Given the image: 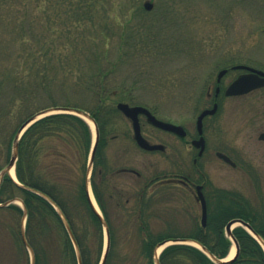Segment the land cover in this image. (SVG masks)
Returning a JSON list of instances; mask_svg holds the SVG:
<instances>
[{"label":"rangeland","instance_id":"374dc122","mask_svg":"<svg viewBox=\"0 0 264 264\" xmlns=\"http://www.w3.org/2000/svg\"><path fill=\"white\" fill-rule=\"evenodd\" d=\"M74 1L0 0V169L9 163L16 131L26 116L25 92L41 82L40 73L55 78L59 84L65 71L69 78L67 83H76L80 76L96 69L97 63L88 64L90 54L96 51L94 55L101 60L105 57L101 64L108 72L106 86L111 89L105 98L108 125L103 152L110 166L109 173L102 179L107 180L109 190L116 185L131 203L119 211L117 198L111 199L105 193V209L113 237L107 264H149L144 252L146 234L139 226L145 218L154 234L189 236L197 234L194 223L199 221L200 214L193 209L189 195L166 185L155 191L149 189L147 195L154 201L150 215L136 210L135 199L144 181L152 175H167L170 165L166 154H145L129 139L121 141L122 137L112 140L115 134L131 132L132 126L125 117L111 110L120 102L141 105L151 109L159 119L196 133L198 115L212 107L207 93L214 87L221 69L247 64L264 71V0H98L93 23L82 27L86 35H77L75 29L78 28L72 23V8L68 4ZM147 1L154 5L150 12L144 10ZM166 12L169 15L165 17ZM142 23H155L157 35L155 29L150 35H122L129 27H139ZM159 31L162 34L158 35ZM47 52L51 56H47ZM63 59H69L64 67ZM48 60L54 61L50 67L55 65L56 70L46 72ZM230 79L232 75L224 81ZM59 87L56 85L51 94L39 88L37 95L28 98L35 100L34 108L52 105L49 96L60 98ZM82 97L90 100L91 96ZM223 103V112L205 120L212 146L223 141L220 137L215 139L216 127L218 130L223 125V129L234 130L236 125L246 122L251 116L249 112L264 111V90L252 93L250 98ZM250 103L249 111L246 108H250ZM143 123L147 137L164 144H180L144 120ZM50 147L49 143L43 147L40 162L52 149ZM129 156L135 161L134 168L142 174L141 179L130 174H115L127 166ZM70 157V168L55 180L60 187V199L74 223L83 227L88 218L76 196V186L83 183L84 174L78 170L87 159L83 155L79 157L76 151L70 152ZM212 174L216 182L229 189L257 190L234 174L214 170ZM93 179L100 183L99 173ZM171 190H175L172 200L165 197ZM16 204L22 207L20 202ZM52 223V234L40 231L32 243L40 255V264H65L61 232L55 226L57 222L52 220ZM24 225L26 222L18 211L10 207L0 210V264H32L35 251L33 246L26 247L23 243ZM91 229L94 230L92 226ZM105 244L103 233V248ZM183 262L191 264L190 260Z\"/></svg>","mask_w":264,"mask_h":264},{"label":"trees","instance_id":"16d2710c","mask_svg":"<svg viewBox=\"0 0 264 264\" xmlns=\"http://www.w3.org/2000/svg\"><path fill=\"white\" fill-rule=\"evenodd\" d=\"M97 2L98 0H76L73 3L69 2L68 5H70V9L72 8L70 15L73 20L72 23L78 28L75 29L77 35H86L85 28L82 27L85 24L87 26L88 24L93 23L95 17V4ZM168 15V12H166L165 17ZM155 28V23L150 25L142 23L139 27H129L128 32H122V35H150ZM154 34L157 35V29H155ZM160 34H162V31H159L158 35ZM95 52L96 51L90 54L91 57L88 59V64L94 66V64L97 63L98 65L96 64V69L94 68L82 77L80 76L76 83H67L69 78L65 71H63L65 74L59 84L55 78L46 77V74L43 75L40 73L42 76L41 82L38 85L33 86L30 90H27L23 98V105L27 108L23 122L41 110L52 107L83 110L91 115L100 131V144L94 160V175L100 173L105 164L103 155L106 136L105 115L107 114V112H105V98L108 96L110 92L109 90H111L106 86L108 84V81L106 82L108 72L105 69V65L101 64V62H105V57L101 60L94 55ZM46 55L51 56L48 52ZM68 61L69 59H63L62 66L64 67ZM47 62L46 66L49 68L46 72H49L53 68L56 70V67H54L55 65L50 67L54 61L48 60ZM56 85L60 86V98L53 99L50 95L49 97L52 100L50 104L52 105L43 108H34L36 105L34 102L35 100L28 97L32 94L37 95L39 93V90L37 89L39 88H43L45 92L51 94ZM84 94L90 95V100H84L85 98L82 97ZM111 111L115 113L118 112L117 109H112ZM91 141L92 134L90 127L82 118L70 114H54L34 123L26 131L19 143V159L16 166V173L18 180L25 187L17 186L12 179L7 177L0 188V202H3L4 198L10 199L16 196L22 198L28 212L27 239L29 244L34 248L36 264H40L41 259L32 240L40 231L41 233L48 232V234H52V220L57 222V225L55 226H57L61 232L60 237L64 244L63 252L67 259L65 264H79V258L81 264H100L103 254V225L99 215L94 211L88 199L86 189L87 160L78 170L84 174L83 183L81 182L80 185L76 186V196L86 210V216L88 218V222L83 224V227H78L74 223V220L63 204L62 199H60V187L55 180L57 176L66 173L68 168H70L68 166L72 160L70 152L76 151L79 154V157L83 155L85 159L88 158ZM48 143L51 145L50 148L52 149L44 154L42 162H40V157L42 155L41 152L45 151L43 150V147ZM48 159L53 161L48 163ZM74 159H77V157ZM97 167H99L100 170L97 171ZM102 183H95L93 179V190L99 206L109 222V215L105 212V187L103 189ZM35 191L49 197L62 211L69 223L73 240L75 241L79 252L78 254L75 244L56 209L50 202L35 193ZM11 208L19 213L22 212L17 206H12ZM91 226L94 230L91 229ZM89 228L92 231H90ZM145 233L144 252L148 257L149 264H154L153 254L157 244L167 239L183 237L199 241L197 234H191L189 236H171L166 234H154L150 230H146ZM112 238L111 235V246L108 258L113 243ZM228 251L229 246L225 247L221 256L225 257L228 254ZM200 254V251L194 247L187 245H173L162 252L160 262L161 264H184L183 261L192 258L191 264H198L197 259ZM108 258L105 264L108 263Z\"/></svg>","mask_w":264,"mask_h":264},{"label":"flooded vegetation","instance_id":"af4514ba","mask_svg":"<svg viewBox=\"0 0 264 264\" xmlns=\"http://www.w3.org/2000/svg\"><path fill=\"white\" fill-rule=\"evenodd\" d=\"M254 70L263 71L247 64L231 65L220 70L219 74L222 71L224 74L221 77L219 74L217 75L214 87H210L207 93L212 107L205 109L216 108V112L204 119L202 135L198 133L197 127L196 133L185 128L187 131L185 137L164 132L173 142L180 144H164L157 140L156 142L143 132V120L146 123L149 122L147 117L142 114L140 123L144 137L151 144H163L165 150L147 151L141 149L137 144L133 130L111 137L112 140L121 137V141L129 139L145 154L162 153L167 155L170 165L169 173L163 176L152 175L144 181L140 194L135 199L136 210L146 213L145 215H150L152 212L154 201L149 194L147 195L149 189L153 188L155 191L164 185L180 189L189 195L193 209L197 214H200L199 221L194 223V230L198 232L199 241L217 259H224L221 255L225 247H234L235 255L230 264H264V250L261 244V242L264 243V118L261 117L264 115V111L249 112L251 116L244 124L236 125L234 130L223 129V125L218 127V130L216 127L214 137L215 139L220 137L223 141L220 145L214 146L211 145L210 136L207 134L205 120L223 112L225 100L250 98L252 93L264 90L263 86L245 95L227 96L229 87L239 77L250 74ZM231 75L232 79L224 81L225 77ZM251 105L252 103H250V108L246 109L250 111ZM200 139H203L204 143L200 148H197L193 143ZM128 158L127 166L118 169L115 174H130L141 179L142 174L134 168L136 166L134 159H130V156ZM213 163L217 166H214ZM109 166L108 158H105V166L99 173L100 183L105 184V193L112 191V194L109 195L111 199L117 198L116 209L124 210L131 206L130 201L124 198L126 194L114 184L109 190L107 180L102 179L109 173ZM2 170L0 169V186L5 180V176L1 177ZM212 170L225 175L234 174L236 177L245 179L252 189L257 190L237 191L236 189L232 190V187L229 189L221 182H216ZM173 191L175 190L167 192L165 197H172V200L175 193ZM204 207H206V216L203 224ZM107 211L105 209L106 213ZM139 226L142 231L151 230L149 220L146 218ZM197 260L198 264H215L204 252H201Z\"/></svg>","mask_w":264,"mask_h":264},{"label":"water","instance_id":"95a60500","mask_svg":"<svg viewBox=\"0 0 264 264\" xmlns=\"http://www.w3.org/2000/svg\"><path fill=\"white\" fill-rule=\"evenodd\" d=\"M145 8L147 10H151L153 8V4L150 2L145 3ZM257 73V72H256ZM223 74V72L220 74V76ZM260 75H263V77H259L257 74H253V75H245L240 77L230 88L229 91L227 92V95H240V94H245L248 93L249 91L263 86L264 85V73H259ZM118 109L123 112L125 114V116L127 118H129L132 122H133V128H134V132H135V138L137 140L138 145L146 150H150V151H154V150H164L165 147L163 145H151L142 135L141 133V126H140V122H139V115L141 113H144L147 117H148V121L155 127L163 129L165 131H169V132H173L176 133L180 136H186L187 133L184 130L183 127L181 126H176L174 124L171 123H167V122H163L161 120H158L154 115L151 114V112L149 110H147L144 107H130L128 104H124V103H120L118 104ZM52 111H64L70 114H75L76 116H79L83 119L89 120L94 124L95 127V141L93 144V148H92V153L90 156V163H89V169H91L92 165H93V160L94 157L96 155V151H97V147L99 144V140H100V133L99 130L96 126V124L94 123L93 119L91 118V116L84 112V111H80V110H75V109H51V110H45L42 111L40 113H38L37 115L31 117L30 119H28L18 130L17 134H16V138L14 140L13 143V152H12V157L10 160V163L8 165V167L2 172V176H4L6 173L10 174V171L15 167L16 162L18 160V155H19V141L21 139V137L23 136V134L25 133V131L32 125L34 124L36 121L40 120L41 118L48 116L50 114H52ZM216 111V108L211 110V111H205L203 112L199 118H198V122H197V126H198V130L199 133L202 134V129H203V119L209 115V114H213ZM200 144H203V139H201L200 141L194 142V145H196L197 147L200 146ZM18 185H20L17 181H15ZM41 195V194H40ZM44 198L48 199L46 196L41 195ZM50 201V200H49ZM11 203L8 202L4 205H0V206H8ZM92 206L94 207V210L98 213L102 224L105 227V232H106V249H105V253H104V257L102 259L101 264H105L106 263V259L108 256V252H109V248H110V232H109V227L107 222L104 220L103 216L101 215V213H99V211H97V209L95 208V206L92 203ZM206 214V213H204ZM60 216L65 224V227L68 231V233L70 234V236L73 238L72 233H71V229L69 227V224L67 223V221L63 218L62 214L60 213ZM24 222L27 219V210L24 208ZM22 237H23V241L25 243V245L28 247V243H27V239H26V235H25V227L22 230ZM173 242L175 243H183V244H190L191 242L194 241H190L187 239H178V240H169V241H165L161 244H159L156 248V253L158 252V250L163 247L166 246L167 244ZM197 243V242H194ZM198 244V243H197ZM199 246H201L200 244H198ZM201 248L204 251H207L204 247L201 246ZM32 264H35V257L34 255L32 256ZM213 261L216 264H230L231 261L229 262H225V261H221L218 260L217 258H215L213 256ZM157 264H159V261H156Z\"/></svg>","mask_w":264,"mask_h":264},{"label":"bare ground","instance_id":"6f19581e","mask_svg":"<svg viewBox=\"0 0 264 264\" xmlns=\"http://www.w3.org/2000/svg\"><path fill=\"white\" fill-rule=\"evenodd\" d=\"M91 127L94 129V124H93V123H91ZM10 175H11V177H13L14 179L17 178V177H16V173H15V169H12V170H11ZM161 251H162V249L159 250V253H160ZM234 255H235V248H233V249L231 250V253H230L228 259H231Z\"/></svg>","mask_w":264,"mask_h":264}]
</instances>
